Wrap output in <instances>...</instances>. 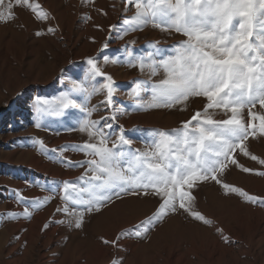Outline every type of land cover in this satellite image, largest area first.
Wrapping results in <instances>:
<instances>
[{
	"label": "rangeland",
	"instance_id": "obj_1",
	"mask_svg": "<svg viewBox=\"0 0 264 264\" xmlns=\"http://www.w3.org/2000/svg\"><path fill=\"white\" fill-rule=\"evenodd\" d=\"M36 2L50 13L47 20H38L31 10L18 6L14 9L17 19L0 22V264H264V206L247 202L237 194L226 195L215 181L192 189L195 210L211 224L181 210L170 213L147 233L141 228L140 237L120 239L118 247L103 240H116L123 230L133 229L151 216L161 202L159 198L130 194L121 199L113 197L114 202L100 211L85 213L80 229L74 227L75 216L57 211L65 206L62 182L76 181L85 170L68 162L91 158L72 146L83 144L89 137L78 130L84 113L71 109L64 115H40L37 101H55L60 93L72 88V81H86L89 88L104 82V77L88 80L89 57H95L104 73L113 77L116 89L114 103L107 111L101 104L103 93L90 96L89 108H98L90 119L115 113L116 119L108 121L112 124V139L119 135L122 125L127 138L133 141V149H144L152 130L180 128L181 122L190 119L207 101L192 98L186 110L136 109V101L129 96L136 86L134 81L155 82L163 78V71L151 76L147 70L141 72L124 63H105L104 56L123 61L125 46L139 55L150 50L146 47L150 43L159 42L161 49L169 50L185 37L149 24L119 38L125 27L122 21L136 11L125 0ZM8 3L5 0V7ZM110 25L118 27L110 29ZM49 27L55 32L49 33ZM141 87L147 89L149 85ZM140 95L148 101L151 92L141 91ZM75 98L78 103L84 102L83 95ZM25 107L28 123L24 122ZM253 112L264 115L259 105ZM11 115L13 125L6 130ZM244 116L250 119L247 110ZM252 122L259 127L258 120ZM37 123L41 127L37 128ZM4 130L7 138L2 135ZM65 146L67 150L60 151ZM248 150L264 159V137H249ZM236 158L253 171L245 173L230 166L223 181L264 198V176L256 174L264 171V165L242 154ZM68 207L82 210L70 202ZM25 208L31 216L24 214ZM7 213H15L16 217L8 218ZM61 220L66 222H56Z\"/></svg>",
	"mask_w": 264,
	"mask_h": 264
},
{
	"label": "snow or ice",
	"instance_id": "obj_2",
	"mask_svg": "<svg viewBox=\"0 0 264 264\" xmlns=\"http://www.w3.org/2000/svg\"><path fill=\"white\" fill-rule=\"evenodd\" d=\"M125 3L136 11L122 21L125 27L119 38L149 24L185 37L169 50L161 49L159 42L150 43L146 46L150 50L139 55L125 46L123 61L119 57L110 60L104 56L105 63H124L138 67L141 72L147 70L151 76L163 71V78L155 82L134 81L136 86L129 96L136 101V109L179 107L186 110L190 99L196 97H203L207 102L190 119L182 121L180 128L152 130L146 147L133 149V141L127 138L122 125L119 135L112 139V124L108 121L116 119L115 113L99 120L90 119L92 112L98 110L89 108L90 96L103 93L101 104L107 111L114 103L116 89L113 77L104 73L95 57H89L88 80L104 77V82L89 88L86 81H72V88L60 93L55 101L40 98L37 101L36 110L40 115H64L65 110L71 109L84 113V118L78 121V130L89 137L83 144L72 146L91 158L68 162L85 170L76 181L62 182L66 194L61 199L65 206L57 211L75 216L74 227L80 229L85 213L100 211L114 202L113 197L121 199L130 194L159 198L161 202L151 216L133 229L123 230L116 240H103L118 247L120 239L131 235L140 237L141 228L147 233L170 213L181 210L204 224H211L212 221L195 210L192 195V189L210 180L221 185L226 195L237 194L247 202L264 206V198L249 195L222 179L230 166L245 173L253 171L239 163L236 156L240 154L264 165V159H258L248 150L249 137H264V115L253 112L257 105L264 109V0H125ZM18 6L31 10L38 20H47L50 16L36 0H14V4L9 0L6 7L5 0H0V22L17 19L14 9ZM117 27L110 25V29ZM47 31L53 33L55 28L49 27ZM107 47L105 43L103 48ZM142 84L149 88H142ZM145 90L151 92L148 101L140 95ZM81 95L84 102L78 103L75 97ZM245 110L249 120L245 119ZM218 115L222 118L217 119ZM255 120L259 121L258 128L252 122ZM36 127H41L40 123ZM67 147L60 151H66ZM256 174L264 176V171ZM69 202L81 206L82 210H70ZM24 214L31 216L27 208ZM5 215L16 217L15 213ZM224 239L228 242L227 237Z\"/></svg>",
	"mask_w": 264,
	"mask_h": 264
},
{
	"label": "bare ground",
	"instance_id": "obj_3",
	"mask_svg": "<svg viewBox=\"0 0 264 264\" xmlns=\"http://www.w3.org/2000/svg\"><path fill=\"white\" fill-rule=\"evenodd\" d=\"M28 113H29V111H28V109L25 107V108H24V113H23V115H24V118H25V119H24V122H27V123L29 122V120H28V118H27V117H28ZM26 116H27V117H26ZM13 117H14V116L11 115V120H9V121H10V122H9V125H8L7 127H5L6 130L11 129V127H12V125H13V121H14V120H13ZM24 124H25V123H24ZM2 132H3L2 135H3L5 138H7V137H6V136H7V135H6V132H7V131L5 132V130H4V131H2ZM4 137H3V138H4ZM24 186H25V185H24Z\"/></svg>",
	"mask_w": 264,
	"mask_h": 264
}]
</instances>
